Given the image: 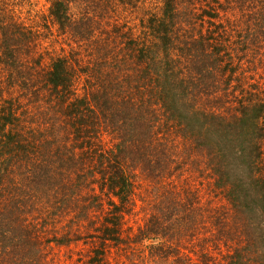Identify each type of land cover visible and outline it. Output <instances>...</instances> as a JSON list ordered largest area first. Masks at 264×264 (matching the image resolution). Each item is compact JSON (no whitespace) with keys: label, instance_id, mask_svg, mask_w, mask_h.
<instances>
[{"label":"trees","instance_id":"16d2710c","mask_svg":"<svg viewBox=\"0 0 264 264\" xmlns=\"http://www.w3.org/2000/svg\"><path fill=\"white\" fill-rule=\"evenodd\" d=\"M146 1L0 0V264H264V0Z\"/></svg>","mask_w":264,"mask_h":264},{"label":"rangeland","instance_id":"374dc122","mask_svg":"<svg viewBox=\"0 0 264 264\" xmlns=\"http://www.w3.org/2000/svg\"><path fill=\"white\" fill-rule=\"evenodd\" d=\"M32 3L35 4L33 9L37 11L38 13H47V9L50 5L51 0H30ZM133 2H136V4L131 5ZM150 0H147L146 3H150ZM116 6H118V10H121V14L117 18L118 24H124L128 27H137L140 28V0L131 1L130 4H121L119 0H115ZM26 9L24 8V11ZM51 44V49L60 52V48L63 47V49H66L65 44H58L55 43L54 38H50L48 41V44ZM107 140V139H106ZM127 220H129L128 224L132 227V231L136 232L137 228L140 227V225L143 224V221L145 219V215L140 213V202H137V207L134 209V213L130 216L126 217ZM59 253L57 255L59 256L60 261L58 264H73L74 257L72 259L67 260L66 256L68 254V251L71 250L72 252L79 249V246H71V247H60ZM57 251V250H56ZM140 249H136L135 253H138ZM47 258L49 259L48 255ZM160 264V263H159Z\"/></svg>","mask_w":264,"mask_h":264}]
</instances>
